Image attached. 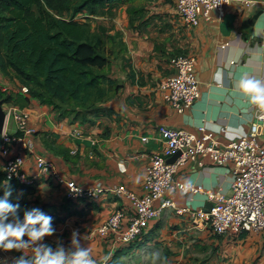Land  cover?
<instances>
[{
    "label": "crops",
    "instance_id": "crops-1",
    "mask_svg": "<svg viewBox=\"0 0 264 264\" xmlns=\"http://www.w3.org/2000/svg\"><path fill=\"white\" fill-rule=\"evenodd\" d=\"M175 6L176 0H120L106 3L94 14L83 11L74 17L88 21L90 31L98 33L101 53L108 60L100 73L112 82L103 110L85 121L57 102V106L40 102L22 91L14 76L0 71V91L10 98L2 100L4 110L27 111L34 128L32 152L13 148L23 156L28 174L37 173L34 155L42 154L63 178L80 186L121 185L141 194L144 169L159 148L160 127L198 134V127L204 126L222 143L249 132L257 107L243 103L232 85L242 74L264 79V0H231L221 14L213 11L212 20L202 19L196 26H185ZM180 54L195 57L200 90L198 99L183 112L164 101L160 90ZM9 121L3 131L12 134L15 126ZM259 129L257 140L262 142L264 118ZM2 162L0 152V168ZM230 179L227 167L201 156L181 165L174 175V181L187 187L226 194ZM203 192L186 188L169 195L179 208L207 210L210 201ZM16 197L21 218L33 207L53 217L56 232L43 242L67 249L72 232L77 231L85 236L82 246L101 264H152L151 254L156 251L168 264H249L252 254L264 249L261 235H217L193 216L172 208L151 219L131 244H117L95 228L115 210L130 215L129 200L112 191L95 199L68 200L65 186L49 175H40L32 189L23 188ZM24 252L33 254L30 249ZM23 254L0 250V264H13Z\"/></svg>",
    "mask_w": 264,
    "mask_h": 264
},
{
    "label": "built area",
    "instance_id": "built-area-1",
    "mask_svg": "<svg viewBox=\"0 0 264 264\" xmlns=\"http://www.w3.org/2000/svg\"><path fill=\"white\" fill-rule=\"evenodd\" d=\"M231 0H176V12L185 26H196L200 20H212V12L219 14ZM195 57L180 54L173 61L174 71L160 84L162 98L178 112L192 106L200 95L199 83L194 71ZM22 91L27 92L23 87ZM6 122L11 119L15 132L0 133V152L3 157L2 170L5 178L23 186H35L40 175H49L65 186L68 200L95 199L107 191H112L129 200L132 213L115 210L103 223L95 228L102 237H112L117 244L134 242L149 221L157 218L167 208L177 214L188 213L200 224L209 226L217 235H239L254 233L264 237V141L260 135V121L264 109L256 108V119L251 122L249 132L228 143L220 142L204 126L198 127V134L181 128L160 127L157 141L159 148L151 154L144 169L141 194L124 186L107 188L101 184L84 187L63 178L54 163L42 154L34 155L37 173L30 175L25 169L23 156L13 152L14 147L31 151L30 137L34 128L29 123V113L23 109L9 108ZM146 142L147 138L143 137ZM174 162H167L175 153ZM198 156L207 157L212 164L227 167L231 173L230 192L220 190L203 192L199 186H185L174 181L178 168ZM15 167V173L8 170ZM11 176V179H9ZM188 189L203 192L211 203L209 210L179 208L169 193ZM157 203V206L154 204ZM96 264H101L96 260Z\"/></svg>",
    "mask_w": 264,
    "mask_h": 264
},
{
    "label": "trees",
    "instance_id": "trees-1",
    "mask_svg": "<svg viewBox=\"0 0 264 264\" xmlns=\"http://www.w3.org/2000/svg\"><path fill=\"white\" fill-rule=\"evenodd\" d=\"M118 1L0 0V71L14 76L42 103L71 106L66 110L81 121L98 114L112 84L100 73L108 60L88 21L74 17L83 11L94 14ZM4 94L0 91V100L9 101ZM5 183L12 191L9 200L19 205L20 191L34 187L6 179L1 166L0 197L8 190Z\"/></svg>",
    "mask_w": 264,
    "mask_h": 264
},
{
    "label": "clouds",
    "instance_id": "clouds-1",
    "mask_svg": "<svg viewBox=\"0 0 264 264\" xmlns=\"http://www.w3.org/2000/svg\"><path fill=\"white\" fill-rule=\"evenodd\" d=\"M259 34L261 32H258ZM232 87L243 103L264 109V79L242 74ZM8 171L15 173L16 169L13 167ZM4 187L8 190L0 197V250H17L24 253L15 258L13 264H96L89 248L81 244V239L85 240V236L81 237L77 231L72 232L70 248L67 249L60 244L53 248L43 242L45 236L56 232L52 224L53 217L33 207L24 211L21 218L20 205L9 200L12 195L11 187L7 183ZM25 249H30L33 254L27 256ZM151 262L168 264L166 257L159 251L151 254Z\"/></svg>",
    "mask_w": 264,
    "mask_h": 264
},
{
    "label": "water",
    "instance_id": "water-1",
    "mask_svg": "<svg viewBox=\"0 0 264 264\" xmlns=\"http://www.w3.org/2000/svg\"><path fill=\"white\" fill-rule=\"evenodd\" d=\"M5 123H6V113L5 110L3 108V101L0 100V133L4 130L5 127ZM179 152L175 153L174 155H172L170 158L167 159V162H174L175 159L179 156ZM211 208V204L208 203L206 205V209L209 210Z\"/></svg>",
    "mask_w": 264,
    "mask_h": 264
},
{
    "label": "rangeland",
    "instance_id": "rangeland-1",
    "mask_svg": "<svg viewBox=\"0 0 264 264\" xmlns=\"http://www.w3.org/2000/svg\"><path fill=\"white\" fill-rule=\"evenodd\" d=\"M64 15L66 16V14H64ZM68 15H70V14H68ZM90 32H91V34H93V36H98V33L92 32V31H90ZM104 88H107V87L105 86ZM64 107L68 110L72 109V107L69 105H64ZM9 120L11 121V119H9ZM10 121H9V124L11 123ZM249 264H264V249L256 252L255 255L252 254V258H251V261Z\"/></svg>",
    "mask_w": 264,
    "mask_h": 264
}]
</instances>
